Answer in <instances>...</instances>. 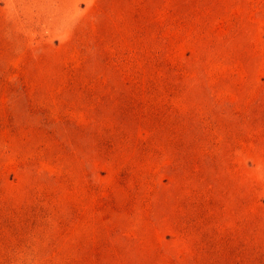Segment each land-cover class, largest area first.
Returning a JSON list of instances; mask_svg holds the SVG:
<instances>
[{
	"label": "rangeland",
	"instance_id": "1",
	"mask_svg": "<svg viewBox=\"0 0 264 264\" xmlns=\"http://www.w3.org/2000/svg\"><path fill=\"white\" fill-rule=\"evenodd\" d=\"M0 264H264V0H0Z\"/></svg>",
	"mask_w": 264,
	"mask_h": 264
}]
</instances>
